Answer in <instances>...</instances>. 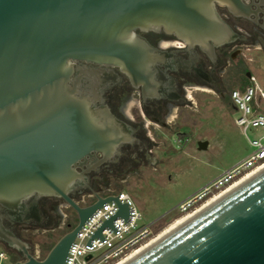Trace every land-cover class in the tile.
I'll return each instance as SVG.
<instances>
[{
	"label": "water",
	"instance_id": "95a60500",
	"mask_svg": "<svg viewBox=\"0 0 264 264\" xmlns=\"http://www.w3.org/2000/svg\"><path fill=\"white\" fill-rule=\"evenodd\" d=\"M172 39L184 46H157ZM239 42L264 49V0H0V208L10 214L35 194L60 197L76 211L75 224L41 259L0 214L4 250L21 264H63L101 204L112 200L116 210L85 246L104 240L102 227L116 232L114 217L126 222L127 202L116 196L94 194L85 206L68 196L88 169L131 140L129 124L103 102L119 78L106 68L138 88L144 114L167 126L162 115L192 106L183 86L226 90L217 72L223 52ZM123 264H264V168Z\"/></svg>",
	"mask_w": 264,
	"mask_h": 264
},
{
	"label": "rangeland",
	"instance_id": "374dc122",
	"mask_svg": "<svg viewBox=\"0 0 264 264\" xmlns=\"http://www.w3.org/2000/svg\"><path fill=\"white\" fill-rule=\"evenodd\" d=\"M241 58L224 68L223 81L228 91L248 83L253 77L264 93V52L251 47L242 48ZM244 70L249 76L244 77ZM230 81L225 82V79ZM227 91V93H228ZM189 103L178 106L177 117L162 126L154 125L152 151L160 163L138 174H128L110 183L108 191H126L140 212V221L152 223L154 234L164 233L178 223L173 207L209 182L222 169L242 159L250 150L245 136L234 124L236 111L229 99L214 92L191 90ZM194 107V108H193ZM259 132L247 128L248 138ZM204 142V147L198 143ZM157 145V146H155ZM178 219V220H177ZM57 238L55 235L39 239Z\"/></svg>",
	"mask_w": 264,
	"mask_h": 264
},
{
	"label": "flooded vegetation",
	"instance_id": "af4514ba",
	"mask_svg": "<svg viewBox=\"0 0 264 264\" xmlns=\"http://www.w3.org/2000/svg\"><path fill=\"white\" fill-rule=\"evenodd\" d=\"M157 46L162 49L168 47L180 48L184 44L180 40L172 39V41L160 40ZM243 47H251L264 52V49L258 46L257 42H255V45L242 44V42L232 44L222 54V60L225 61L223 71L217 72L220 76V83L226 90L214 92L210 87L183 86L185 90L189 91L184 93L186 100L189 101L191 90L202 93L214 92L220 98H226L229 86H225L223 81L224 68L229 65L230 61L243 56L241 51ZM106 69L115 73L119 78L103 90L101 94L103 102L117 118L129 124L131 140L122 143L117 154L110 156L100 164L94 165L92 169H88L84 173L85 183L77 185L68 194L78 206H85L91 202L94 194L105 195L111 192L108 191L111 182L123 178V176H128V174H138L146 169L153 170L160 163L159 158L152 151L156 141L151 135L154 125H159L142 111L139 101V89L131 87L127 78L118 72L115 67ZM247 73L249 76V72L244 70V77ZM228 81H230L229 77L225 79V82L228 83ZM185 104L183 103V105ZM183 105H176L173 111L171 110L167 115H162V122L166 124L173 121L177 117L176 110L178 106ZM0 214L3 226L23 240L32 255L38 256L44 255L53 242L76 222V211L64 199L54 196L32 194L22 200L17 210L7 214V210L1 207ZM49 235L59 236L54 239L51 236L43 240L39 239L40 236L47 237ZM0 247L4 248L1 243ZM11 252L15 253L14 251Z\"/></svg>",
	"mask_w": 264,
	"mask_h": 264
},
{
	"label": "built area",
	"instance_id": "2783aa9c",
	"mask_svg": "<svg viewBox=\"0 0 264 264\" xmlns=\"http://www.w3.org/2000/svg\"><path fill=\"white\" fill-rule=\"evenodd\" d=\"M249 79L243 87L233 88L227 93L229 102L236 111L233 122L245 136L250 146L249 152L178 202L173 207L178 216L192 210L235 180L264 164V93L257 87L252 76ZM249 127L256 133L259 132L253 138H248L245 134V130ZM107 194L116 196L120 203L127 202L126 206L129 211L127 223L118 216L114 217L112 225L117 231L113 233L108 227H102L100 235L104 240L100 241L99 238L92 237L89 242L91 247L85 246V242L95 228L116 210L114 201L104 202L84 220L76 231L63 264H115L156 234L152 229V223L144 224L140 221V212L126 191L119 190L105 195ZM33 256L36 259L43 257V255ZM16 262L21 264L22 260L19 257L16 260L11 259L7 250L0 247V264H15Z\"/></svg>",
	"mask_w": 264,
	"mask_h": 264
},
{
	"label": "bare ground",
	"instance_id": "6f19581e",
	"mask_svg": "<svg viewBox=\"0 0 264 264\" xmlns=\"http://www.w3.org/2000/svg\"><path fill=\"white\" fill-rule=\"evenodd\" d=\"M262 168H264V164H262L260 167L248 172L247 174H245L244 176H242L241 178L235 180L234 182H232L230 185H228L227 187H225L224 189L220 190L218 193H216L213 196H210L209 198H207L206 200H204L203 202H201L199 205H197L196 207H194L192 210L180 215L178 218V223L175 224L173 227H171L170 229H168L167 231H165L162 234H159L158 232L149 240L147 241L145 244H143L142 246L138 247L136 250H134L131 254H129L128 256H126L125 258H123L122 260L116 262L115 264H123L124 262H126L128 259H130L132 256H134L135 254H137L138 252H140L141 250H143L146 246L150 245L152 242H154L155 240H157L158 238H160L161 236H163L164 234H166V232H168L169 230H171L172 228H174L175 226L181 224L182 222H184L187 218H189L190 216H192L193 214H196L198 211L202 210L204 207H206L208 204H210L211 202H214L215 200H217L218 198H220L221 196H223L225 193L229 192L230 190H232L233 188H235L236 186H238L239 184H241L242 182H244L246 179L250 178L251 176H253L256 172L260 171Z\"/></svg>",
	"mask_w": 264,
	"mask_h": 264
},
{
	"label": "trees",
	"instance_id": "16d2710c",
	"mask_svg": "<svg viewBox=\"0 0 264 264\" xmlns=\"http://www.w3.org/2000/svg\"><path fill=\"white\" fill-rule=\"evenodd\" d=\"M245 84H246V82H242L240 87H243ZM47 247H48V245H47ZM7 252L9 253L11 259H13V260L18 259V255L16 253H12L11 251H8V250H7Z\"/></svg>",
	"mask_w": 264,
	"mask_h": 264
}]
</instances>
